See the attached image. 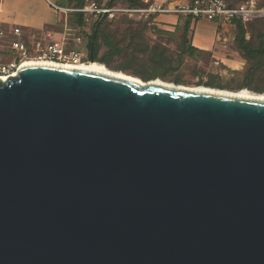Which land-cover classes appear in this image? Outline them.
I'll return each mask as SVG.
<instances>
[{
	"label": "water",
	"instance_id": "1",
	"mask_svg": "<svg viewBox=\"0 0 264 264\" xmlns=\"http://www.w3.org/2000/svg\"><path fill=\"white\" fill-rule=\"evenodd\" d=\"M0 264H264V100L19 67Z\"/></svg>",
	"mask_w": 264,
	"mask_h": 264
},
{
	"label": "rangeland",
	"instance_id": "2",
	"mask_svg": "<svg viewBox=\"0 0 264 264\" xmlns=\"http://www.w3.org/2000/svg\"><path fill=\"white\" fill-rule=\"evenodd\" d=\"M59 1H61V6H73L68 0ZM96 1L105 3L107 0ZM142 1L145 2L144 6H130V0H120L122 5L118 6L149 8L152 4L162 2V0ZM156 15L158 14L146 17L143 12L129 11L117 13L114 17L107 16L108 19L98 29L93 28L96 16H91L85 24L78 26L76 16L71 15L68 19L65 38L60 42L69 50H82L85 56L83 61H90V38L96 34L100 63L112 70L122 71L143 81L158 78L176 85H205L216 88L222 86V89L230 91L243 89L247 85L248 89L253 90L251 80L244 82L241 77L234 76L224 81L219 74L212 73L200 65L196 56H190L185 49L183 34L174 36L173 33L162 32L156 28L154 25ZM245 30L247 39L251 40L254 47L259 42H264V21L255 20L248 24ZM26 36L24 33L20 36L10 35V39L22 40ZM262 60L264 65V56ZM253 82L256 85H263L264 66L260 67L258 77L253 79Z\"/></svg>",
	"mask_w": 264,
	"mask_h": 264
},
{
	"label": "crops",
	"instance_id": "3",
	"mask_svg": "<svg viewBox=\"0 0 264 264\" xmlns=\"http://www.w3.org/2000/svg\"><path fill=\"white\" fill-rule=\"evenodd\" d=\"M52 1L61 4L59 0ZM189 1L173 0L169 5L174 7ZM68 12L54 8L48 0H0V62H6L7 58L1 50L10 48V42L13 41L10 35L26 34L22 41L29 45L35 41L44 44L63 41L68 29ZM154 19L157 29L178 36L184 32L187 16L176 12L158 13ZM15 28L20 29L19 35L14 32ZM236 35L234 24H221L208 18H191L186 47L195 49V58L200 65L219 74L224 81L238 76L245 82L249 64L236 45Z\"/></svg>",
	"mask_w": 264,
	"mask_h": 264
},
{
	"label": "built area",
	"instance_id": "4",
	"mask_svg": "<svg viewBox=\"0 0 264 264\" xmlns=\"http://www.w3.org/2000/svg\"><path fill=\"white\" fill-rule=\"evenodd\" d=\"M48 2L59 10H78L85 13V19L89 20L91 16L98 17L106 14L114 17L122 12H143L146 17L158 13L176 12L185 16H190L193 20L208 18L216 20L221 24H234L235 20H241L243 23L264 18V0H239L229 2L228 0H190L186 4L170 7L169 0H163L160 4H152L149 8H126L120 6H99L95 1L89 0V3L82 8L71 9L62 7L52 0ZM14 32L19 35L20 29L15 28ZM2 37V35H0ZM81 42V41H80ZM10 50L16 53L12 62H0V74L10 76L15 73L18 62L21 64L27 60H45L61 64H76L84 59V53L79 49H67L62 42L54 41L44 44L41 41H35L29 45L22 40H13L10 42Z\"/></svg>",
	"mask_w": 264,
	"mask_h": 264
},
{
	"label": "trees",
	"instance_id": "5",
	"mask_svg": "<svg viewBox=\"0 0 264 264\" xmlns=\"http://www.w3.org/2000/svg\"><path fill=\"white\" fill-rule=\"evenodd\" d=\"M95 1L99 6L102 5H107V6H118V5H122L120 4V0H107L105 3H99L96 0ZM229 2H236L239 0H228ZM69 4H72L73 6L68 7V6H63V7H68V8H72V9H78V8H82L84 7L86 4L89 3V1H85V0H68ZM131 5L130 6H144L145 2H143L142 0H130ZM60 5V4H59ZM61 6V5H60ZM70 12V16H76V23L78 24V26H82V24L86 23V19H85V13L78 11V10H72L69 11ZM108 19L106 14H102L99 15L98 17H96V20L93 24V28L94 29H98L101 24L106 21ZM260 21H264V18L262 19H257ZM190 21H191V17L188 16L186 19V23L184 26V32H183V40L185 42V49L187 50V52L189 53L190 56H195V49H191L189 47H186V35L189 29V25H190ZM255 21V20H254ZM254 21H250L247 23H243L241 20H235V25L237 28V35H236V45L238 47V49L240 50L241 54L243 55V57L247 60L249 67L247 70V74L245 77V82H248L249 80H251L253 82V79H255L256 77H258V71L260 69V67H263V56H264V42H259V44L254 47L251 43V40L247 39L246 37V28L247 25L250 23H253ZM93 43V46H92ZM91 51L93 52V56L95 61L97 62H101L100 58H99V45L97 44V35H93L90 38V43H89V56L91 54ZM253 90H256L257 92H264V83L263 85H256L253 83ZM207 85H211V84H207ZM212 86V85H211ZM222 89V86H219Z\"/></svg>",
	"mask_w": 264,
	"mask_h": 264
},
{
	"label": "bare ground",
	"instance_id": "6",
	"mask_svg": "<svg viewBox=\"0 0 264 264\" xmlns=\"http://www.w3.org/2000/svg\"><path fill=\"white\" fill-rule=\"evenodd\" d=\"M38 64H45V65L56 66V67H65V68H71V69H74V68L84 69V70L91 71V72L112 75L115 77L126 78V79H130L134 81H140V82L169 86V87L183 88L188 91L208 92V93L223 94V95H229V96H237V97H242V98L264 100V92H256V91L245 89V88L235 90V91H230L226 89L209 87L205 85L183 86V85H176L171 82H167V81H164L158 78L148 80V81H143L137 77L126 74L122 71L112 70L108 68L107 66H105L104 64L97 62V61H81L76 64H61V63L45 61V60H27V61H24L20 67L28 66V65H38ZM17 75H18V71L17 72L15 71V73L11 74L10 76L0 74V79L7 80L8 78L16 77Z\"/></svg>",
	"mask_w": 264,
	"mask_h": 264
},
{
	"label": "flooded vegetation",
	"instance_id": "7",
	"mask_svg": "<svg viewBox=\"0 0 264 264\" xmlns=\"http://www.w3.org/2000/svg\"><path fill=\"white\" fill-rule=\"evenodd\" d=\"M30 45H31V44H30ZM1 52L3 53V56L7 58V59H6V62H12L13 59H14V57L16 56V53H15L14 51L10 50V48H3V49L1 50ZM22 64H23V63L20 64V63L18 62L17 67H16V69H15L16 72L18 71L19 67H20Z\"/></svg>",
	"mask_w": 264,
	"mask_h": 264
}]
</instances>
